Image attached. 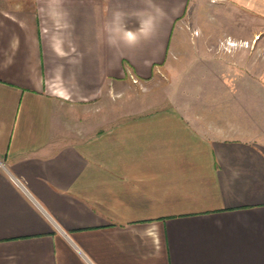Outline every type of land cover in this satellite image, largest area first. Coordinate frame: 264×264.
Listing matches in <instances>:
<instances>
[{
	"label": "crops",
	"instance_id": "crops-1",
	"mask_svg": "<svg viewBox=\"0 0 264 264\" xmlns=\"http://www.w3.org/2000/svg\"><path fill=\"white\" fill-rule=\"evenodd\" d=\"M0 264H264V0H0Z\"/></svg>",
	"mask_w": 264,
	"mask_h": 264
},
{
	"label": "rangeland",
	"instance_id": "rangeland-1",
	"mask_svg": "<svg viewBox=\"0 0 264 264\" xmlns=\"http://www.w3.org/2000/svg\"><path fill=\"white\" fill-rule=\"evenodd\" d=\"M209 9H211V7H209ZM223 38L224 39H221V40L224 41L227 44H230V42H233L227 36H225ZM255 40H256V38H254L252 41H255ZM244 41H247V40H244ZM244 41H242V45H243ZM252 43L253 42H251L248 46L249 47L252 46ZM245 47H247V46H245ZM129 76H130L129 77L130 82L129 83H127V82L125 83V90H126V94L128 92L126 97L128 96L130 99H132V97H133V95L135 93H139V92H141L143 94H148V95L152 94V93H154V90H152V89L156 88L159 85L162 86V84H163V78L162 79H152L150 81H141L140 79H138V77H136L133 74H129ZM111 86H112V84L110 83L109 84L110 96L114 99L117 96V92L115 91V88L112 89L113 86L112 87ZM161 86H159V87H161Z\"/></svg>",
	"mask_w": 264,
	"mask_h": 264
},
{
	"label": "built area",
	"instance_id": "built-area-1",
	"mask_svg": "<svg viewBox=\"0 0 264 264\" xmlns=\"http://www.w3.org/2000/svg\"><path fill=\"white\" fill-rule=\"evenodd\" d=\"M230 44H231V45H235L236 42L233 41V42H230ZM249 44H250V43H249L248 41H244V42H243V45H244V46H248Z\"/></svg>",
	"mask_w": 264,
	"mask_h": 264
}]
</instances>
